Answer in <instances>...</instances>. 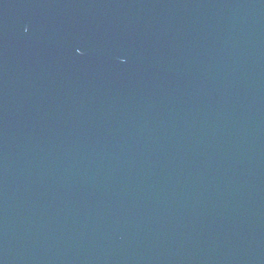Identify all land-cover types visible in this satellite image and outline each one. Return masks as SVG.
I'll return each mask as SVG.
<instances>
[{
  "label": "water",
  "instance_id": "95a60500",
  "mask_svg": "<svg viewBox=\"0 0 264 264\" xmlns=\"http://www.w3.org/2000/svg\"><path fill=\"white\" fill-rule=\"evenodd\" d=\"M0 264H264V0H0Z\"/></svg>",
  "mask_w": 264,
  "mask_h": 264
}]
</instances>
